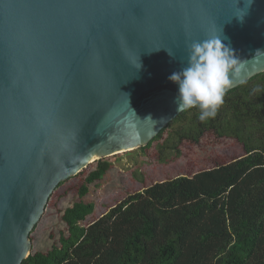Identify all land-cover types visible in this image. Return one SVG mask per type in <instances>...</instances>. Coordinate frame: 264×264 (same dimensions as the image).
<instances>
[{
  "label": "water",
  "instance_id": "95a60500",
  "mask_svg": "<svg viewBox=\"0 0 264 264\" xmlns=\"http://www.w3.org/2000/svg\"><path fill=\"white\" fill-rule=\"evenodd\" d=\"M239 7L244 0H0V264L30 256L60 183L147 147L184 112L168 77L192 42L222 29L242 64L226 93L264 73V0L243 23Z\"/></svg>",
  "mask_w": 264,
  "mask_h": 264
},
{
  "label": "trees",
  "instance_id": "16d2710c",
  "mask_svg": "<svg viewBox=\"0 0 264 264\" xmlns=\"http://www.w3.org/2000/svg\"><path fill=\"white\" fill-rule=\"evenodd\" d=\"M198 111L182 112L143 149L168 132L165 150L232 142L231 154L144 186L89 221L95 204L84 198L113 166L96 162L60 216L66 228L22 264H264V73L225 93L214 119L200 122Z\"/></svg>",
  "mask_w": 264,
  "mask_h": 264
},
{
  "label": "rangeland",
  "instance_id": "374dc122",
  "mask_svg": "<svg viewBox=\"0 0 264 264\" xmlns=\"http://www.w3.org/2000/svg\"><path fill=\"white\" fill-rule=\"evenodd\" d=\"M168 136L166 132L162 139L154 142L148 149L141 148L104 159L113 166L102 181L91 186L89 194L84 198L85 201L95 204L89 221L101 217L111 206L144 186L200 170L209 165V157L232 152V142L220 145L217 149L209 147L197 150L185 146L181 147V153L177 150H165L162 144ZM96 164L90 165L79 176L66 181L53 193L44 215L31 233V253L50 249L52 237L58 239L61 230L66 228L60 216L78 199L74 186L81 185L87 175L96 169Z\"/></svg>",
  "mask_w": 264,
  "mask_h": 264
},
{
  "label": "clouds",
  "instance_id": "9594fccd",
  "mask_svg": "<svg viewBox=\"0 0 264 264\" xmlns=\"http://www.w3.org/2000/svg\"><path fill=\"white\" fill-rule=\"evenodd\" d=\"M234 2L239 6V0ZM253 3L254 0H244V8L239 7L234 14L241 23ZM221 36L222 29L216 28L214 33L206 35L204 39L192 42L188 47L186 64L168 77L178 85L177 111L196 108L199 110L197 118L200 122L215 118L224 103L226 91L233 86L234 77L242 67L234 50L223 43ZM167 51L170 57L176 59L173 52ZM259 90V87L253 89L254 92Z\"/></svg>",
  "mask_w": 264,
  "mask_h": 264
}]
</instances>
